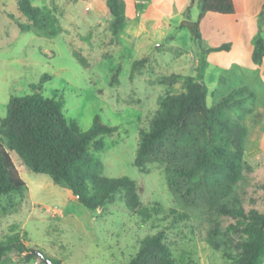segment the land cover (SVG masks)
<instances>
[{
	"label": "rangeland",
	"instance_id": "374dc122",
	"mask_svg": "<svg viewBox=\"0 0 264 264\" xmlns=\"http://www.w3.org/2000/svg\"><path fill=\"white\" fill-rule=\"evenodd\" d=\"M199 1L127 0V19L114 34L105 0H30L44 17L42 26H34L14 0H0V118L11 96L32 92L60 98L64 116L82 131L98 115L117 128L98 136L101 149L93 142L88 147L102 162V174L130 177L142 187L144 204L159 202L164 208L144 221L127 208L120 192L91 213L68 189L54 184L47 174L29 171L11 151L27 190L12 210H3L6 201L0 196V240L17 235L61 264H126L143 237L164 229L176 264L227 263L224 238L209 242V232L215 222L224 228L233 219L214 214L199 197L191 204L174 196L162 164L149 163L145 174L133 165L139 129L148 126L164 96L184 92L190 81H201L206 104L214 107L234 89L247 86V98L218 111L223 121L244 127L242 156L231 158L229 147L216 161L219 174L232 182L227 198L264 213V59L255 64L238 44L231 49L224 15L207 16L196 38L190 25L197 20ZM263 7L244 19L251 44L257 37L264 40ZM227 43V49L210 50ZM207 135L219 146L225 131L215 124ZM0 138L8 148L7 139ZM189 140L184 135L180 144ZM191 155L185 149L182 157ZM170 207L187 212L188 218L170 213ZM38 263H22L15 252L0 260Z\"/></svg>",
	"mask_w": 264,
	"mask_h": 264
},
{
	"label": "trees",
	"instance_id": "16d2710c",
	"mask_svg": "<svg viewBox=\"0 0 264 264\" xmlns=\"http://www.w3.org/2000/svg\"><path fill=\"white\" fill-rule=\"evenodd\" d=\"M14 1L34 26L43 25V15L30 0ZM105 3L112 16L111 29L115 34L127 19L125 0H105ZM208 12L232 14L235 12L234 1L200 0L197 20L190 25L196 38L200 37L199 23ZM261 14L264 15V7ZM228 47L229 43L210 50ZM251 59L255 64L263 61L262 37L254 40ZM248 89L247 86L234 89L214 107L207 106L205 85L201 81H190L184 92L167 94L148 126L140 127L133 159V165L143 174L149 172V163L162 164L174 196L191 204L199 197L214 214L233 219L224 228L215 222L209 232V242L224 238L222 255L226 264H261L264 260V213L256 208L246 210L240 203L227 198L233 189L232 182L219 174L220 165L216 161L229 147H233L231 158L242 156L244 127L223 121L218 111L227 103H241L247 98L244 94ZM62 109L60 98L44 97L37 92L9 98L6 115L0 118V136L8 142L6 148L0 138V196L6 201L3 210L15 209L27 190L12 158L13 151L29 171L47 174L54 184L71 190L91 213L103 208L120 192L124 193L127 208L142 220L162 213L161 203L144 204L141 201L143 189L135 180L128 176H104L102 162L90 153V143L101 149L103 143L98 136L112 133L117 128L103 123L95 115L91 126L82 131L75 122L66 119ZM215 124L222 125L225 131L224 142L219 146H214L207 135L208 129ZM184 135L190 140L182 146L180 138ZM185 149L192 153L190 159L182 157ZM213 149L216 156L212 154ZM261 189L264 190V183ZM169 212L176 213L180 219L189 216L174 207H170ZM8 252L18 254L22 263L38 260V264H61L59 259L40 248L28 247L17 235L0 240V260ZM126 264H176L164 229L143 237L137 252Z\"/></svg>",
	"mask_w": 264,
	"mask_h": 264
},
{
	"label": "crops",
	"instance_id": "0c3cea01",
	"mask_svg": "<svg viewBox=\"0 0 264 264\" xmlns=\"http://www.w3.org/2000/svg\"><path fill=\"white\" fill-rule=\"evenodd\" d=\"M125 1L127 3V0ZM133 1H139V0H133ZM233 1L235 5V12L232 14H220V15L227 16L224 18H228L227 21H229L224 26L227 28V30L225 29L226 30L225 39L231 41L230 42L232 43L231 49L234 48L235 44H238L240 48H242L243 50H246V53H248V55L251 57L252 50H253V44H251V40L249 36L246 34L244 19L249 16L253 17L254 15H256L258 11H260L261 7L263 6L264 0H233ZM218 14L219 13L208 12L200 21V26H202L203 21L207 16H220ZM241 15H243L242 19L240 18ZM230 21H233V22H230Z\"/></svg>",
	"mask_w": 264,
	"mask_h": 264
},
{
	"label": "water",
	"instance_id": "95a60500",
	"mask_svg": "<svg viewBox=\"0 0 264 264\" xmlns=\"http://www.w3.org/2000/svg\"><path fill=\"white\" fill-rule=\"evenodd\" d=\"M69 191L73 194V192L71 190H69Z\"/></svg>",
	"mask_w": 264,
	"mask_h": 264
}]
</instances>
